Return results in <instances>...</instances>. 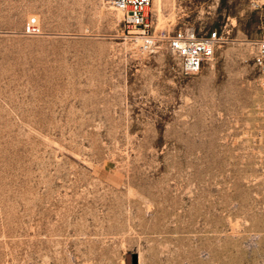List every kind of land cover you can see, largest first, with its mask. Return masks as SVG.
Masks as SVG:
<instances>
[{"label": "rangeland", "instance_id": "obj_1", "mask_svg": "<svg viewBox=\"0 0 264 264\" xmlns=\"http://www.w3.org/2000/svg\"><path fill=\"white\" fill-rule=\"evenodd\" d=\"M148 17L220 44L185 75L109 0H0V264H264L257 16L152 0Z\"/></svg>", "mask_w": 264, "mask_h": 264}, {"label": "built area", "instance_id": "obj_2", "mask_svg": "<svg viewBox=\"0 0 264 264\" xmlns=\"http://www.w3.org/2000/svg\"><path fill=\"white\" fill-rule=\"evenodd\" d=\"M152 0H109L111 5L124 15V25L139 42V50L149 53L157 41H164L171 53L176 55L183 74L190 75L200 71L204 63L211 60L221 37L216 30L199 34L192 28H179L172 33L160 32L155 35L148 10ZM247 4L258 19L259 35L252 41L253 63L257 68L260 83L264 86V0H247ZM27 32L35 31L34 20L27 23Z\"/></svg>", "mask_w": 264, "mask_h": 264}, {"label": "water", "instance_id": "obj_3", "mask_svg": "<svg viewBox=\"0 0 264 264\" xmlns=\"http://www.w3.org/2000/svg\"><path fill=\"white\" fill-rule=\"evenodd\" d=\"M125 261L127 264H135V255L134 254H126Z\"/></svg>", "mask_w": 264, "mask_h": 264}]
</instances>
